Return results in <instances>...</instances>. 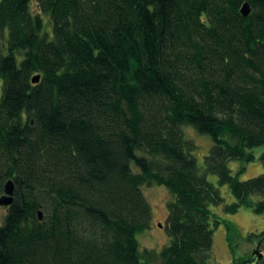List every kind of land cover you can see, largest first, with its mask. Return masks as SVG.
<instances>
[{"label": "trees", "instance_id": "16d2710c", "mask_svg": "<svg viewBox=\"0 0 264 264\" xmlns=\"http://www.w3.org/2000/svg\"><path fill=\"white\" fill-rule=\"evenodd\" d=\"M185 126L211 138L202 171ZM259 146L264 0H0V264H212L213 206L264 213V150L257 176L227 166ZM151 184L159 250L138 242Z\"/></svg>", "mask_w": 264, "mask_h": 264}, {"label": "rangeland", "instance_id": "374dc122", "mask_svg": "<svg viewBox=\"0 0 264 264\" xmlns=\"http://www.w3.org/2000/svg\"><path fill=\"white\" fill-rule=\"evenodd\" d=\"M183 130L186 137L194 143L193 156L197 167L202 171L204 167L203 158L208 152L211 138L206 134L198 133L192 127L185 126ZM263 150L262 146L253 148L254 160L246 164H242L238 160H229L227 166L231 174L235 175L237 170L242 166L243 170L238 174L239 180H246L261 174L263 172V163L259 159V156ZM206 178L213 185L218 186L214 174L208 173L206 174ZM218 188L225 203L229 204L234 201L225 185L218 186ZM142 193L150 207L151 220L149 228L138 235V242L141 248L159 250L168 241L165 222L167 216L166 201L170 199V196L163 186L156 184L143 186ZM212 211L229 225V229H226V225L220 222L213 229L212 264H232V262L236 264L248 254H252L258 245V239L253 238L251 241H248L245 237L248 233H260L264 231V213L256 214L250 207H241L234 213H226L223 211L221 205L213 206ZM3 214L4 207L0 206V220ZM226 238H229V241ZM229 243L234 249L233 252L227 247ZM258 251L264 256V246L258 245ZM243 264L251 263L245 262Z\"/></svg>", "mask_w": 264, "mask_h": 264}, {"label": "water", "instance_id": "95a60500", "mask_svg": "<svg viewBox=\"0 0 264 264\" xmlns=\"http://www.w3.org/2000/svg\"><path fill=\"white\" fill-rule=\"evenodd\" d=\"M240 13L242 16H247L250 13V6L248 2H243L240 9ZM39 74L32 77V83H37L39 81ZM13 194H14V185L11 179H8L3 184V191L0 195V206L7 207L13 202ZM37 217L39 220L42 219L43 214L40 210L37 211ZM256 257L255 264H263V256L258 251V245L255 247L253 253Z\"/></svg>", "mask_w": 264, "mask_h": 264}, {"label": "flooded vegetation", "instance_id": "af4514ba", "mask_svg": "<svg viewBox=\"0 0 264 264\" xmlns=\"http://www.w3.org/2000/svg\"><path fill=\"white\" fill-rule=\"evenodd\" d=\"M255 260H256L255 255L254 254H250V257L246 260V263L255 264ZM263 264H264V256H263Z\"/></svg>", "mask_w": 264, "mask_h": 264}]
</instances>
